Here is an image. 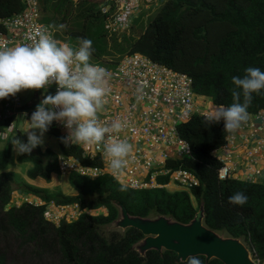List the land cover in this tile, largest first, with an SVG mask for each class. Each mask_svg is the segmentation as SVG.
Returning a JSON list of instances; mask_svg holds the SVG:
<instances>
[{
    "label": "trees",
    "instance_id": "obj_1",
    "mask_svg": "<svg viewBox=\"0 0 264 264\" xmlns=\"http://www.w3.org/2000/svg\"><path fill=\"white\" fill-rule=\"evenodd\" d=\"M100 3L60 0L56 5V12L66 23L68 45L75 48L81 38L90 39L93 62L113 66L125 55L142 54L188 74L196 95L210 99L216 107L233 103V76L243 78L249 66L264 71V0H162L142 34L132 42L125 39L124 45L116 43L114 51L110 49ZM75 9L77 15L73 18ZM24 10L19 0H0V21ZM0 31H5L1 22ZM114 53L120 58L105 60ZM247 111L249 115L264 111V89L253 93ZM178 131L190 145L192 157L171 161L168 166L195 175L199 187L176 192L167 188L134 190L110 174L92 180L72 173L69 182L76 192L74 196L25 187L41 196L42 206L27 202L12 206L17 182L14 173L5 172L11 157L8 145L0 151V264H178L177 254L170 251H150L142 257L135 246L145 236L136 229L104 236L100 229L120 218L118 204L134 217L166 216L181 224H189L204 213L207 228L242 240L264 263V184L232 177L219 179L224 165L215 152L227 147L232 133L224 131V122L209 125L201 115H194ZM47 134L58 139L63 155L86 167H104L102 157L91 159L81 147L61 143L63 136L57 128L51 126ZM22 140L27 142V138ZM58 159L53 150L43 152L38 146L30 155H21L19 163H33L29 177L50 183L52 176L61 175ZM158 183L168 186L170 177H159ZM236 192L248 197L243 206L229 203ZM50 203L77 205L83 214L74 222L56 226L45 219ZM199 259L202 264H223L217 259L207 263L203 256Z\"/></svg>",
    "mask_w": 264,
    "mask_h": 264
},
{
    "label": "built area",
    "instance_id": "obj_2",
    "mask_svg": "<svg viewBox=\"0 0 264 264\" xmlns=\"http://www.w3.org/2000/svg\"><path fill=\"white\" fill-rule=\"evenodd\" d=\"M25 10L11 18L0 21L5 31H0V49L15 47L18 44L32 45L38 37V29H47L56 39V32L43 24L41 0H19ZM77 3L79 0H73ZM99 10L105 18L104 27L109 38H118L127 33L133 26L138 13L148 8L156 0H101ZM106 69L107 92L103 109L97 113L102 126H110L114 122L122 125L113 137L125 140L133 145V151L126 158L127 164L119 176H114L104 156L103 144L76 143L91 159L102 157L103 168L86 167L73 158L59 156L58 165L62 175L79 174L95 180L105 174L112 175L124 186L134 189L167 188L158 183L159 177H170V183L190 191L200 186L198 178L183 169L170 168L169 162L192 157L190 145L180 137L179 127L188 122L194 115L211 119L214 111L201 112L193 89V79L186 73L177 72L154 62L142 54H129L113 66L103 63H92ZM57 85L52 84L44 92L55 95ZM44 95V96H45ZM4 112L0 115V140L7 141L19 129L30 130L31 114L35 109H25L19 98L15 96L5 99ZM58 111V109H57ZM264 124V111L257 114ZM223 122V121H220ZM63 137L68 130L55 122ZM232 134L228 139L231 142ZM228 146V145H227ZM226 148V147H225ZM224 149V148H223ZM222 150V149H221ZM215 152L217 159L223 163L219 171V179L230 178L228 166L230 156ZM251 151L250 156L256 154ZM27 203L42 206L44 203ZM45 212V219L59 226L62 222H74L83 211L77 205L59 206L50 203ZM91 213V212H89ZM256 264H264L252 253Z\"/></svg>",
    "mask_w": 264,
    "mask_h": 264
},
{
    "label": "clouds",
    "instance_id": "obj_3",
    "mask_svg": "<svg viewBox=\"0 0 264 264\" xmlns=\"http://www.w3.org/2000/svg\"><path fill=\"white\" fill-rule=\"evenodd\" d=\"M65 28L66 25H60ZM38 39L32 45L18 44L0 49V100L16 96L21 91L45 90L57 85L55 95L47 94L31 114L27 142L14 138L12 144L18 155L31 154L33 149L44 144V135L54 122L68 130L61 143L103 144L104 156L114 176L122 174L133 145L113 137L122 125L118 122L102 126L97 113L103 109L107 92L106 69L90 63L92 41L81 38L79 47L73 48L55 40L47 29H38ZM233 103L219 105L212 123L224 122V131L234 133L249 118L247 111L253 93L264 89V71L249 66L243 78L232 77ZM242 100V102H241ZM58 109V111H57ZM248 197L236 192L229 203L243 206ZM185 264H202L196 255H190Z\"/></svg>",
    "mask_w": 264,
    "mask_h": 264
},
{
    "label": "crops",
    "instance_id": "obj_4",
    "mask_svg": "<svg viewBox=\"0 0 264 264\" xmlns=\"http://www.w3.org/2000/svg\"><path fill=\"white\" fill-rule=\"evenodd\" d=\"M162 3V0H156ZM162 5V4H161ZM46 93L44 90L38 91H21L16 96L19 97L20 101L25 106V109L31 110L36 109L37 105L40 104L41 100L44 98ZM15 96V97H16ZM204 98V97H203ZM208 99V98H207ZM6 100H0V115L4 112V105ZM212 102V101H211ZM215 113V112H214ZM14 138L24 139L27 135L19 129L15 134L11 135L7 141L0 140V151L7 149L8 145L11 146V157L9 159V165L7 167L11 168V159L14 160L13 169L5 172L14 173L17 185L15 186V194L13 196L12 206L20 207L22 204L26 203L28 200L35 203H43L41 196L33 195L25 187H30L36 190L45 191V187L52 185V192L64 193L63 187V177L64 175H54L52 180L48 183L42 178L31 179L28 175L29 171L33 169L34 164L31 162L20 164L18 155L14 151V146L12 141ZM40 148L42 146H39ZM47 147L41 149L45 152ZM52 150V149H51ZM251 151H256L257 153L250 156ZM56 153V152H55ZM218 154L224 155L225 157L230 156L228 160V166L231 170L230 177L242 181L252 182V183H263L264 184V124L258 119L257 115H249L246 123H243L239 129L232 133L231 142L228 146L222 150H219ZM62 178L61 180H56V178ZM70 175H67V180L69 181ZM42 179L44 184H39V180ZM70 183V182H69ZM167 189L171 192L182 191L183 189L174 183H170ZM51 193V192H50ZM48 193V194H50ZM76 193L72 194L75 195ZM17 198L20 203L15 202Z\"/></svg>",
    "mask_w": 264,
    "mask_h": 264
},
{
    "label": "water",
    "instance_id": "obj_5",
    "mask_svg": "<svg viewBox=\"0 0 264 264\" xmlns=\"http://www.w3.org/2000/svg\"><path fill=\"white\" fill-rule=\"evenodd\" d=\"M118 207L120 218L112 225L113 229L142 232L145 238L135 246L142 257L150 251H170L177 254L178 264L185 263L190 255L203 256L207 263L217 259L223 264H256L251 250L242 240L207 228L203 221L204 213L189 224H181L166 216L134 217L123 205L118 204Z\"/></svg>",
    "mask_w": 264,
    "mask_h": 264
},
{
    "label": "rangeland",
    "instance_id": "obj_6",
    "mask_svg": "<svg viewBox=\"0 0 264 264\" xmlns=\"http://www.w3.org/2000/svg\"><path fill=\"white\" fill-rule=\"evenodd\" d=\"M43 1H45V3H43ZM59 1L60 0H41L43 24L50 27L51 29H53L56 32V39L58 42L68 45L69 40H68V34L66 32V27L65 28L59 27L62 24L66 25V23H64V21L62 19V16H60L56 12V5L58 4ZM158 3H159L158 4L159 6H156V3H154L146 9L143 8V10L138 13V16L134 20L135 22L133 23V26L131 27V29L127 33H124L123 35L119 36L118 38H109L108 37L109 44L111 46L110 49L114 51L115 50L114 45H116V43L118 45H124L125 39H127L130 42L136 40L142 34L143 29L148 24L147 23L148 20L152 16H154L157 13V11L159 10V7L162 3L161 2H158ZM76 15H77V10L75 9V10H73V18ZM72 23L74 25L76 24L75 21H73ZM78 47H79V42H77V45L75 46V48H78ZM119 58H120L119 55L117 53H114L113 57L106 58L105 60L111 61V60H115V59H119ZM90 63H94V62L90 59ZM16 98H19V97L16 96ZM197 104H198V109L201 112H206V111H214L215 112V110L217 109V107L213 104V102H211V100L207 99V98H203V97L197 98ZM53 124L55 125V122ZM21 131L27 135V132H24V130H21ZM43 147H47V148L52 149L54 152L57 153L58 156L62 155V151H61L58 139L55 136H52V135L45 133L44 144L42 145L41 149H43ZM11 164H12L11 168L6 169V171L13 169V165H14L13 158L11 159ZM61 179H62L61 177L56 178V180H61ZM38 183L42 184V185H47V184H44L42 179H40ZM63 187H64V194L67 196H74L72 194L76 193L75 190L71 187L69 181L67 180V175H64V177H63ZM44 189L48 193L51 192L50 194H55V192H52V185L47 186ZM15 202L20 203V201L17 198H15ZM100 231L104 236L109 238V237H111V233L113 231H117L120 233L121 230H116V229H113V226H108V227L101 228Z\"/></svg>",
    "mask_w": 264,
    "mask_h": 264
}]
</instances>
